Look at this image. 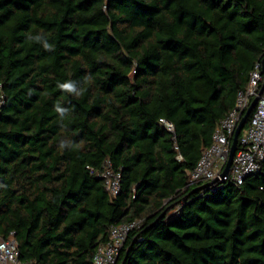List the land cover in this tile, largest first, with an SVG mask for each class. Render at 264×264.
<instances>
[{"label": "trees", "instance_id": "16d2710c", "mask_svg": "<svg viewBox=\"0 0 264 264\" xmlns=\"http://www.w3.org/2000/svg\"><path fill=\"white\" fill-rule=\"evenodd\" d=\"M260 58L264 0H0V236L33 264H94L142 219L116 264H264V161L187 186Z\"/></svg>", "mask_w": 264, "mask_h": 264}, {"label": "built area", "instance_id": "2783aa9c", "mask_svg": "<svg viewBox=\"0 0 264 264\" xmlns=\"http://www.w3.org/2000/svg\"><path fill=\"white\" fill-rule=\"evenodd\" d=\"M263 60L258 59L250 71L247 85L237 94L235 105L222 118L215 129L213 141L202 150L196 167L190 171L187 186L208 185L207 191H216L225 182L244 183L247 176L258 173L264 161V91L260 94L264 81ZM259 96L258 103L252 111L239 137V147L234 156L230 171L222 175L229 160L235 131L250 106L252 100ZM6 104V94L0 82V112ZM159 122L177 139L175 124L161 117ZM177 148L179 146L177 145ZM177 158L184 159L181 152ZM105 179L106 189L113 195L121 191L122 171L107 161V167L100 173ZM176 209L175 212H179ZM143 220L121 222L111 225V232L106 243L101 245L94 256V264H116L117 258L125 244L128 234L142 224ZM0 264H33L20 256L19 241L12 231L7 237L0 236Z\"/></svg>", "mask_w": 264, "mask_h": 264}, {"label": "water", "instance_id": "95a60500", "mask_svg": "<svg viewBox=\"0 0 264 264\" xmlns=\"http://www.w3.org/2000/svg\"><path fill=\"white\" fill-rule=\"evenodd\" d=\"M263 72H264V60H263ZM264 91V81L261 85V89H260V94L263 93ZM258 100H259V96H256L250 106L248 107L247 111L245 112V114L243 115L236 131H235V135H234V139H233V143H232V147H231V152H230V156H229V160L227 162V165H226V168L225 170L223 171L222 175H226L229 173L230 171V167H231V164L233 162V159H234V156L238 150V147H239V137H240V134L242 132V130L244 129L246 123L248 122L249 118H250V115L252 113V111L254 110V108L256 107L257 103H258Z\"/></svg>", "mask_w": 264, "mask_h": 264}, {"label": "clouds", "instance_id": "9594fccd", "mask_svg": "<svg viewBox=\"0 0 264 264\" xmlns=\"http://www.w3.org/2000/svg\"><path fill=\"white\" fill-rule=\"evenodd\" d=\"M34 39L40 40L41 37L40 36H37ZM43 46H44V48L46 50H49V51L53 50V46L50 45V44H48L47 41H44V45ZM58 86L62 90L66 91L68 93L74 94L76 96H79V95L82 94V90H79L78 87H77V85H76V83L73 82V81L65 82V83L59 84ZM55 111L58 112V113H60L61 117H63L64 114H65V112H66V109L60 107L59 104H57L56 107H55ZM61 146L63 147L64 145L62 144Z\"/></svg>", "mask_w": 264, "mask_h": 264}, {"label": "rangeland", "instance_id": "374dc122", "mask_svg": "<svg viewBox=\"0 0 264 264\" xmlns=\"http://www.w3.org/2000/svg\"><path fill=\"white\" fill-rule=\"evenodd\" d=\"M248 124V123H247ZM247 126V125H246ZM246 128V127H245Z\"/></svg>", "mask_w": 264, "mask_h": 264}]
</instances>
